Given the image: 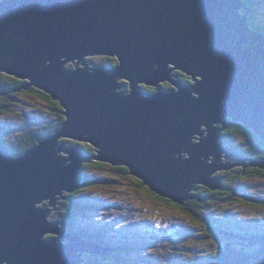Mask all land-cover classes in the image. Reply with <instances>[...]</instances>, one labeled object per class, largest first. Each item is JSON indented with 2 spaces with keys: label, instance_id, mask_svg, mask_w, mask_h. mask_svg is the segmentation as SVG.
<instances>
[{
  "label": "water",
  "instance_id": "obj_1",
  "mask_svg": "<svg viewBox=\"0 0 264 264\" xmlns=\"http://www.w3.org/2000/svg\"><path fill=\"white\" fill-rule=\"evenodd\" d=\"M245 8L243 0H0V74L49 94L64 116L25 153L0 151V264L109 257L112 247L48 219L63 190L84 185L80 175L91 160L126 167L180 205L205 199L192 193L196 185L225 187L213 176L233 167L220 163L221 152L264 169V157L223 147L216 130L241 122L264 142V33L251 27ZM92 54L118 63L90 68L84 57ZM75 59V69L65 67ZM175 68L193 82L172 75ZM119 78L128 92L117 91ZM164 82L174 88L139 85ZM46 198L51 208L37 205ZM256 242L262 247L251 255L225 244L208 264H264V234Z\"/></svg>",
  "mask_w": 264,
  "mask_h": 264
},
{
  "label": "rangeland",
  "instance_id": "obj_2",
  "mask_svg": "<svg viewBox=\"0 0 264 264\" xmlns=\"http://www.w3.org/2000/svg\"><path fill=\"white\" fill-rule=\"evenodd\" d=\"M252 10V14L256 16L254 20L264 25V0H254ZM87 58L89 67L92 68L99 65H111V58L115 57L96 55ZM73 63L70 61L65 64V67L74 68ZM6 75L0 74V90L10 81ZM164 84L168 88L173 87L168 82ZM127 85L123 82L121 89L127 90L129 88ZM139 85L144 86L147 91L154 89L149 85ZM29 89L32 90V88ZM14 96L13 99L6 100L7 110L0 112L1 139L18 144L29 138L34 130L56 123L57 113L53 109V104L36 91H15ZM225 119L229 121V118ZM217 126L221 129L220 131L216 129L218 133L226 129H223L220 123H217ZM193 136L194 141L200 138L198 134ZM247 140L246 136L237 138L236 142L239 146L236 148L240 151H248V146L243 143ZM72 141L74 142H64V144L74 145L76 141ZM221 145L227 148L229 146L223 143ZM259 148L263 150L262 146ZM258 151V149L254 151L255 158H259L256 156ZM61 154L66 155L63 151ZM212 158L211 156L208 161L212 162ZM244 161L249 162L221 152L220 163L226 162L233 167L229 168L230 171L218 169L213 176L220 177L227 172L225 180L231 188H236V191L226 192L223 188L216 189L217 194L209 201L189 198L195 203L191 202V206L188 207V201H186L183 204L186 208L157 195L141 184L137 177L116 171L109 163L97 167L89 163L83 170L84 174L95 176L98 184L78 188L75 195L78 194V200L86 206L90 205L89 203L96 205H91L83 212L72 209L70 216L68 215L71 222L69 227L67 225L68 230L85 231L90 234V238L99 237L110 245L122 246L119 255L123 261L116 259L117 256H111V253L109 257L97 254L93 257L91 253H85L81 264H88V260L93 264H207L208 258L217 255L221 249L219 242L224 238L220 237L219 229L240 230L241 224H250L253 230L264 229L262 225L264 223V174L254 175V172H250L244 178L237 179L234 176L240 172L239 167H242ZM192 193L203 194V191L201 187H197V190H192ZM46 201L39 205H45ZM61 201L63 199L57 204V208H52L48 216L49 220L58 221L57 213L63 211L60 208ZM107 213L109 216H106ZM213 220H216V223ZM48 236L49 234L46 235ZM61 240L66 239L63 237Z\"/></svg>",
  "mask_w": 264,
  "mask_h": 264
},
{
  "label": "trees",
  "instance_id": "obj_3",
  "mask_svg": "<svg viewBox=\"0 0 264 264\" xmlns=\"http://www.w3.org/2000/svg\"><path fill=\"white\" fill-rule=\"evenodd\" d=\"M246 2V8L243 9L242 11L247 14L251 27L254 28L255 30L258 31H262L264 33V25H262L261 23H259V21L254 20V18L256 17L254 14H252L253 10H252V4L254 3V0H243ZM112 59V64L114 63H118V61H116L115 58H111ZM176 78L178 79H183V80H187L190 82V77L187 76L186 74H184L181 71H176ZM7 78H10V81L7 84H4L2 89L0 90V112L3 110H7L8 104L6 103V100L8 99H13L15 96V91H24V92H30L32 91L31 89H23L21 88L23 85V81L19 80L18 78H15L13 76L10 75H6ZM128 86V85H127ZM142 88H145L144 86H142ZM168 87L166 86V84L162 83L161 84V89H167ZM156 89H150V91H155ZM34 91V90H33ZM4 92V94H2ZM37 94H39L41 97H43L44 99L48 100L49 102H51L53 104V109L54 111L57 113V121L56 123H50L48 125H46L44 128L40 129V130H34L33 134L29 137L24 139L23 141H21L18 144L15 143H11L9 142L7 139L4 138H0V150L2 152H5L7 154H12V155H18V154H22L25 153L29 148H31L32 146H35L38 139L42 136L48 135L53 133V131L55 130V128H57L60 123L64 120V116L62 114V107L60 106L59 102L53 100L49 94L45 93L44 91H36ZM221 135V141L224 144H228L229 146L233 147L235 150H238V152L242 153L243 155H249V156H255L254 151L256 149H258L259 151L257 152L258 157H264V142L259 139V137L250 129L246 128L241 122H234V123H230L228 125V127L226 129L223 130V132L220 134ZM246 136V138H248V140L246 142H243L244 144H246L248 146V151L245 153L243 151H240L239 149H237L236 147H238L239 145L237 144L238 142H236L237 138L239 137H243ZM63 142H74L72 140L69 139H63ZM249 142V143H248ZM255 145V146H254ZM84 148H86V150L90 153H94V148L89 145V144H83ZM260 146L263 147L259 148ZM257 147V148H256ZM92 163L93 165L100 166L104 163H101L99 161H94L91 160L89 162L84 163L83 165V169L81 172V178L84 179V185L81 187H92L98 184V180L95 176L93 175H85L84 174V168L89 164ZM116 171H121V172H125L128 173V169L124 166H112ZM241 170L244 169L243 167L240 168ZM253 172L255 173L254 175H262L264 174V169H261L260 167H255L253 169ZM247 175V173H246ZM237 179H241L244 178V176L241 174V172H239L236 176ZM223 181V178H222ZM141 183V181H140ZM224 189L227 186V191H236V188H231L230 185L226 182H224ZM142 184V183H141ZM200 188V186H198ZM203 189V187H202ZM78 191V189L74 190L72 193L67 194V197L65 200L61 201L60 204V208L63 209V211H59V213H57L59 215L58 221H61L62 219H64L69 227V223L70 219V212L72 209H75L79 212H83L84 210H88V207H91V205H96L95 203H89L90 205L86 206L85 204L81 203L77 196L75 195V193ZM195 203L193 202V200L191 201V199L188 200L187 202V206L190 203ZM183 208H186L185 205H182ZM95 207V206H93ZM59 208V209H60ZM193 214L195 215V213L193 212ZM69 215V216H68ZM213 222L216 223V220H213ZM78 234L86 237V238H90V234H88L85 231H78ZM97 236V235H96ZM93 240H97L100 241L103 244L109 245L110 247L113 248V251L111 254V256H117L116 259H118L119 261H123L121 260L122 258L119 255V252L121 251V247L120 245H110L108 242H105L103 239H100L99 237H95L92 236ZM222 255L221 253H218L217 255H215L213 258L209 259V260H216L218 257H220ZM88 264H93L90 260H88Z\"/></svg>",
  "mask_w": 264,
  "mask_h": 264
},
{
  "label": "flooded vegetation",
  "instance_id": "obj_4",
  "mask_svg": "<svg viewBox=\"0 0 264 264\" xmlns=\"http://www.w3.org/2000/svg\"><path fill=\"white\" fill-rule=\"evenodd\" d=\"M19 80L23 81V84L26 83L25 80H22V79H19ZM29 88H32L34 91H39V89H37L33 86H31ZM243 152L246 153L247 151H243ZM246 162L247 161H244L242 164V167L244 169L241 170L240 168H242V167H239L240 172L243 176H246V173L248 174L250 172H253V169L255 168V166H250V165L244 164ZM230 170L231 169H229V171ZM225 175H227V172L223 176H220L223 178L224 182H226V180H225L226 176ZM200 187H201V189L203 187V189H202L203 194L202 195L206 201H209L212 197H214L217 194L216 190H213L209 187H206L203 185H201ZM225 189H227V186ZM225 189H224V191L229 192ZM189 206H191V204H189L188 207ZM262 225L264 226V223ZM253 229L254 228H251L250 224H244V225L241 224L240 230H238L237 228L219 229L218 230V232L220 233L219 235H220V237H223L224 240L223 241L220 240V242H219V246L221 249L219 250L218 253L223 252V250L225 249V244H230V246H232L235 251H239V250L243 249V251L245 252L246 255H251V254H254L255 252H257L262 247V243H260V242L251 243V241H253L254 239H257L259 236H262L264 234V229H256V230H253ZM227 234L232 235V236L227 237ZM50 236L51 235H49L48 237H50ZM94 256H97V255L93 254V257ZM213 257L211 256L208 259H211ZM208 259H206V260H208ZM210 261H212V260H209L208 263ZM247 264H254V262L249 261Z\"/></svg>",
  "mask_w": 264,
  "mask_h": 264
},
{
  "label": "bare ground",
  "instance_id": "obj_5",
  "mask_svg": "<svg viewBox=\"0 0 264 264\" xmlns=\"http://www.w3.org/2000/svg\"><path fill=\"white\" fill-rule=\"evenodd\" d=\"M96 55L108 56V55H104V54H92V55H87V56H85L84 59H85V61H88V58H87V57H89V56H96ZM64 59H66V58H64ZM68 62H70V61H67L66 63H68ZM71 62L76 63V62H77V59L72 60ZM80 63H82L81 60H79V63H78V65H77L78 68H83V65L80 64ZM87 66L89 67V63L87 64ZM72 69H75V66H74V68H72ZM86 69H87V68H86ZM172 71H173V72H172V75L176 76L175 72H176V71H179V70H178V68H175V69H172ZM173 79H174V78H173ZM174 80H176V79H174ZM119 81H121V82H119V84H121V87L118 88L119 90H117V91H122L121 88H122V86H123V82H126V83L128 84V86H129V82L125 81L124 79L119 78ZM122 81H123V82H122ZM190 82H193V80L190 79ZM149 86H151V85H149ZM171 86H173V85H171ZM151 87L155 88V89H156L155 91H158V89L161 88V86L158 87V86H153V85H152ZM171 88H174V87H171ZM123 89H124V88H123ZM123 91H124V92H128V91H129V88H128L127 90H123ZM150 92H154V91H150ZM222 128L224 129V128H226V126L223 125ZM204 132L206 133V130H204ZM53 133H54V132H53ZM60 138H61V139H60L61 141H62V139L75 140V141H76L75 144H78L77 139L69 138V137H60ZM259 139H260V138H259ZM61 141H60V142H61ZM245 142H246V141H245ZM61 143H64V142L62 141ZM248 143H249V142H248ZM75 144H74V145H75ZM254 146H255V145H254ZM256 148H257V147H256ZM194 189L197 190V186H195ZM63 193H64V196H63V197H64V199H65V198H66V194H68V193L65 192V190H63ZM70 193H71V192H69V194H70ZM197 195H198V194H197ZM211 197H212V196H211ZM64 199H63V200H64ZM46 200H47L48 202H47ZM61 200H62V199H61ZM187 200H189V199H187ZM45 201H46V204H48L47 206H50V208H51V205H49V199L46 198V199L42 200L41 202L45 203ZM41 202L37 203V205H39ZM58 203H60V200H59V199L56 201V207H54V205H52L53 208H57V204H58ZM46 204H45V205H46ZM45 205H43V206H45ZM40 206H42V205H40ZM43 206H42V207H43ZM51 211H52V209H51ZM106 216H109V214L107 213ZM62 220L65 221L64 219H62ZM62 220H61V221H62ZM61 221H59L58 223H60ZM65 223H66V221H65ZM66 224H67V223H66ZM59 225H60V224H59ZM67 230H68V227H67ZM68 231L71 232L70 230H68Z\"/></svg>",
  "mask_w": 264,
  "mask_h": 264
},
{
  "label": "clouds",
  "instance_id": "obj_6",
  "mask_svg": "<svg viewBox=\"0 0 264 264\" xmlns=\"http://www.w3.org/2000/svg\"><path fill=\"white\" fill-rule=\"evenodd\" d=\"M243 10V9H242ZM241 10V11H242ZM243 12V11H242ZM116 59V58H115ZM116 61H117V59H116ZM117 63V62H116ZM115 64V63H114ZM113 64V65H114ZM11 76V75H10ZM161 86V85H160ZM144 89V88H143ZM167 89H169V88H167ZM145 90V89H144ZM146 91V90H145ZM147 92H150V91H147ZM220 138H221V136H220ZM220 141H221V139H219ZM221 143H223L222 141H221ZM224 144V143H223ZM226 145V144H225ZM226 146H228V145H226ZM229 148H231L232 150H234V151H236V152H238V150H235L233 147H231V146H228ZM1 151V150H0ZM242 154V153H241ZM19 155V154H18ZM244 155H246V154H244ZM246 156H249V155H246ZM253 157V156H252ZM255 157V156H254ZM241 159V158H240ZM241 160H243V159H241ZM247 163V162H246ZM222 164H227L226 162H222ZM221 179H222V177H220ZM223 182V181H222ZM224 184V183H223ZM202 185V184H201ZM197 187L198 186H200V185H196ZM203 186H205V185H203ZM206 187H208V186H206ZM148 188V187H147ZM216 190V189H215ZM199 196H201V197H203V195L202 194H198ZM188 201V200H187ZM56 222H58V221H56ZM60 227H62L61 225H60ZM77 233V232H76ZM52 236V235H51ZM50 236V237H51ZM109 246V245H108ZM113 252V250L111 251V253ZM92 254V253H91ZM98 255V254H97ZM208 264V263H207Z\"/></svg>",
  "mask_w": 264,
  "mask_h": 264
}]
</instances>
